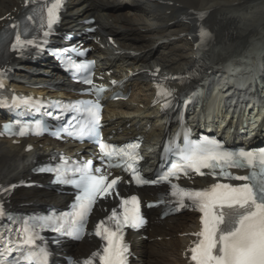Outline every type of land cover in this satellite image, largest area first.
I'll return each instance as SVG.
<instances>
[{"label": "bare ground", "instance_id": "6f19581e", "mask_svg": "<svg viewBox=\"0 0 264 264\" xmlns=\"http://www.w3.org/2000/svg\"><path fill=\"white\" fill-rule=\"evenodd\" d=\"M117 1L68 0L62 21V28L78 30L81 20L94 14L98 20L100 47L93 56L98 59L102 71L112 69L110 77H125L131 71H143L125 83L134 89L136 104L117 102L106 108L112 129L120 128L123 133L129 134L150 124V131L162 134L158 105L150 103L154 69L158 66L172 73L198 67L202 70L201 74L211 77L218 74L231 77L235 74L232 78L237 77L238 81L230 83L232 94L228 102H241L245 97L253 96L255 91L260 93L259 98L264 99V81L255 75L257 72L264 75V70H261L264 64V0H129L131 4L127 10ZM22 2L0 0V25L2 17L19 10ZM200 13L205 15L200 16ZM254 17L259 19L252 20ZM201 24L209 28L213 35L205 45L196 46ZM108 37H112L113 41L110 42ZM159 42L166 53L156 52ZM42 64L28 65L24 59H15L11 66L22 68L15 74L19 81L32 84L55 82L57 77L53 69L45 76L44 72L50 70L49 66ZM200 80L195 79L182 87L179 94L186 96ZM12 83L18 85V81L13 80ZM61 87L71 88L72 85L62 83ZM123 109L138 113L124 116ZM259 111L258 118L263 117L259 130H263V106ZM151 137L155 136L148 134V138ZM25 144L23 141L12 144L9 139L0 138V182L25 178L33 162L49 149L45 141H37L32 143L34 149L27 152ZM153 158L154 154L148 156L150 161ZM60 198L61 195L46 190H17L10 204L38 205L42 201L58 202ZM173 219H155L150 241H134L136 257L133 264H187L183 252L193 239L191 234L197 229L196 216L185 213ZM93 245V240L84 239L74 248L84 253Z\"/></svg>", "mask_w": 264, "mask_h": 264}, {"label": "snow or ice", "instance_id": "6c2138e0", "mask_svg": "<svg viewBox=\"0 0 264 264\" xmlns=\"http://www.w3.org/2000/svg\"><path fill=\"white\" fill-rule=\"evenodd\" d=\"M30 0H24L25 5ZM34 2V0H33ZM64 0H51L46 3V19L49 29L59 18V12ZM200 16L205 15L200 13ZM32 20L33 16H28ZM20 25L13 24L12 28L17 29ZM210 33L203 28L198 33L201 42L206 41ZM31 44L32 41L22 39V32L17 31L15 42L12 43L13 49H21L25 44ZM77 68L86 67V65H76ZM158 71V70H157ZM4 73L0 72V88L4 87ZM85 84L92 85L91 78L82 81ZM115 83V82H113ZM102 88H96L95 92L99 97ZM170 92H165V96H170ZM5 101L0 100V103ZM14 104H29V100H19L13 98ZM77 106L83 107V118L85 123L80 127L81 137L95 138L98 136V129L101 124L102 105L99 99L95 102L84 101L77 102L76 105H68V108L75 109ZM168 106L165 100L164 107ZM5 130L12 128L11 124H5ZM39 132L47 129L37 122L36 126ZM37 132L36 134H39ZM19 134H25V128H19ZM102 158L107 160V167L120 168L125 171L134 169V164L140 159L137 149L139 143H130L126 147H117L115 145L99 143ZM180 164H172L162 175H157L156 179L148 180L141 175H133L132 179L139 185L158 184L168 182L170 178L178 177L179 173L185 174L189 171H195L203 175L201 171L204 168L213 170L220 167V176L231 177L235 180L247 181L245 183L233 185L225 183H215L206 190H189L178 184H171L174 190L172 195L176 198L179 205L173 210H180L190 205L202 213L200 217L201 229L197 236V241L190 248V259L194 264H264V150L259 152L240 151L238 153L222 151L215 142L202 141L195 145H186L180 149ZM118 161V162H114ZM225 165L234 167L256 168L259 171H250L247 176H231L230 173L223 171ZM45 171L46 169H39ZM56 182L75 184L78 190L76 202L73 205V213L69 218V225L66 228V235L80 238L83 233V225L89 214L92 212L97 201L106 199L110 196L118 195L117 186L121 183V177L116 176L109 179L102 174V169L96 167L92 169V162L88 161L80 167L72 170V177L68 171L55 169ZM99 173V175L94 174ZM0 186V193L6 195L14 188ZM119 208L113 209L111 215L107 217L106 223L101 220L95 228V235L100 237L105 244L102 251L93 253L92 256L75 261L74 264H94L93 258L98 255L99 264H128L130 249L123 239V229L130 227L138 229L145 223L140 214V201L133 195L128 198H121ZM5 214V209L0 206V215ZM44 223L54 222L53 217L40 218ZM114 224L115 227H110ZM26 245H34V233L29 228L24 229ZM59 231V229H57ZM49 252L47 248H39L38 251H29L24 256L23 264H48Z\"/></svg>", "mask_w": 264, "mask_h": 264}, {"label": "rangeland", "instance_id": "374dc122", "mask_svg": "<svg viewBox=\"0 0 264 264\" xmlns=\"http://www.w3.org/2000/svg\"><path fill=\"white\" fill-rule=\"evenodd\" d=\"M126 1H128V0H126ZM131 2V1H130ZM129 1L128 2H124V3H121L120 2V0H119V2L117 1L116 3L117 4H119V5H121V6H123V7H126V5H127V7H129L128 6V4L130 3ZM126 4V5H125ZM123 7H121L122 9H123ZM125 8V9H128V8ZM254 16H259V15H254ZM256 19H259L258 17H254V18H252V20H256ZM159 45V48H158V50L156 51V52H158L159 50L160 51H162L161 53H166V49L165 48H163V46L161 45V43L159 42L158 43ZM180 45L182 46V47H184L185 45L184 44H182L181 42H180ZM185 48V47H184ZM147 254H148V252H146Z\"/></svg>", "mask_w": 264, "mask_h": 264}]
</instances>
